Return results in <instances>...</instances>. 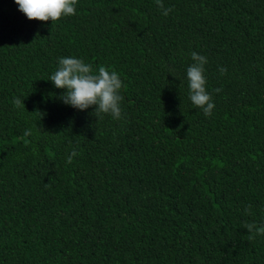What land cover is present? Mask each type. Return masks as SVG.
Wrapping results in <instances>:
<instances>
[{
  "label": "trees",
  "instance_id": "16d2710c",
  "mask_svg": "<svg viewBox=\"0 0 264 264\" xmlns=\"http://www.w3.org/2000/svg\"><path fill=\"white\" fill-rule=\"evenodd\" d=\"M162 3L78 0L52 23L0 0V264H264L244 228L264 226V0ZM62 57L118 73L120 119L60 99Z\"/></svg>",
  "mask_w": 264,
  "mask_h": 264
},
{
  "label": "clouds",
  "instance_id": "9594fccd",
  "mask_svg": "<svg viewBox=\"0 0 264 264\" xmlns=\"http://www.w3.org/2000/svg\"><path fill=\"white\" fill-rule=\"evenodd\" d=\"M26 17L30 20L58 21L62 16L76 14L78 0H15ZM162 10V15L167 16L172 11L165 8L162 0H156ZM193 63L187 68V79L189 83L190 100L197 108L203 110L205 116H211L215 104L212 102L211 94L206 89L205 65L207 57L193 51L191 53ZM59 68L49 80L58 89L66 91L60 99L67 105L86 110L95 106L94 113L99 117L101 113L110 114L114 119L122 116L120 94L123 81L116 71H109L106 67L100 66L94 73L91 65L86 64L82 59L75 57H62L59 59ZM226 68H220L221 75L226 74ZM216 92L221 89H215ZM13 104L18 109L25 107L24 100L14 98ZM25 135H30V130L25 131ZM78 153L73 150L67 156V163L71 164L73 158ZM251 205L245 209V214H249ZM244 228L250 233L249 240H254L256 235H264V226L257 227L253 223H245Z\"/></svg>",
  "mask_w": 264,
  "mask_h": 264
}]
</instances>
